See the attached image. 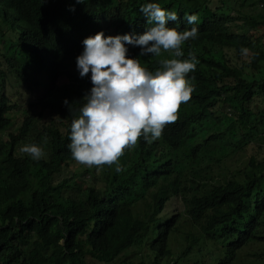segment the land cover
<instances>
[{
	"label": "trees",
	"instance_id": "obj_1",
	"mask_svg": "<svg viewBox=\"0 0 264 264\" xmlns=\"http://www.w3.org/2000/svg\"><path fill=\"white\" fill-rule=\"evenodd\" d=\"M179 1L210 29L189 45L193 91L158 139L124 149L116 171L68 148L92 86L75 58L97 31L149 27L141 4L171 6L0 0V264H264V144L226 165L264 136V0ZM31 143L43 158L20 153Z\"/></svg>",
	"mask_w": 264,
	"mask_h": 264
},
{
	"label": "clouds",
	"instance_id": "obj_2",
	"mask_svg": "<svg viewBox=\"0 0 264 264\" xmlns=\"http://www.w3.org/2000/svg\"><path fill=\"white\" fill-rule=\"evenodd\" d=\"M161 1L171 9L156 2L140 5L150 26L144 29L135 22L139 32L105 35L101 30L82 40L75 66L81 79L86 75L92 86L79 115L70 123L68 148L78 163L115 164L119 171L124 149L134 146L138 137L149 142L158 139L165 125L177 119L179 105L190 99L193 87L186 76L195 70L198 60L189 45L200 41V29H210L202 23L201 13L186 10L179 0ZM236 1L240 8V0ZM202 13L208 22L223 21L214 20L209 10ZM129 45L139 47V53L128 55ZM184 50L189 55L180 59ZM166 52L174 58L164 59ZM19 151L33 160L45 156L35 143L24 144Z\"/></svg>",
	"mask_w": 264,
	"mask_h": 264
},
{
	"label": "rangeland",
	"instance_id": "obj_3",
	"mask_svg": "<svg viewBox=\"0 0 264 264\" xmlns=\"http://www.w3.org/2000/svg\"><path fill=\"white\" fill-rule=\"evenodd\" d=\"M231 1H235L237 2L236 0H231ZM3 64V63H2ZM2 64H0L1 66H3ZM12 84H13V88H11V90L13 92H15V80L13 79L12 80ZM8 85V84H7ZM250 145H253V146H249L246 150V152L244 153V151H242L241 153H234L232 155V162H229L227 163L226 165H229L230 168H233L237 165L240 164V162L244 161L246 159V157L251 154L252 152H257V153H262L263 151L258 149L256 147V145L259 143V144H264V136L260 135V139L259 137L256 139V140H251L250 142H248ZM226 161H231V159H227ZM226 165L224 166H220L218 168H215V170L219 169V168H223L221 172H217L215 173L216 175H220L223 171L226 172V169L229 168L227 167ZM69 172L66 174L67 176V179H69V177L71 176L72 177V171L69 169L68 170ZM81 185L83 186V183H81Z\"/></svg>",
	"mask_w": 264,
	"mask_h": 264
}]
</instances>
